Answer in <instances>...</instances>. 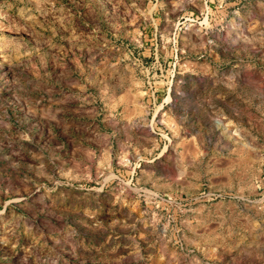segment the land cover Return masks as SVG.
Returning <instances> with one entry per match:
<instances>
[{
    "label": "rangeland",
    "instance_id": "374dc122",
    "mask_svg": "<svg viewBox=\"0 0 264 264\" xmlns=\"http://www.w3.org/2000/svg\"><path fill=\"white\" fill-rule=\"evenodd\" d=\"M0 264H264V0H0Z\"/></svg>",
    "mask_w": 264,
    "mask_h": 264
}]
</instances>
